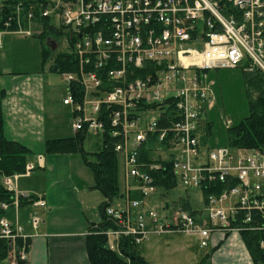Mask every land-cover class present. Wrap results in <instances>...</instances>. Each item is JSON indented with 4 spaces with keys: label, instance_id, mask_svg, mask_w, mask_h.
<instances>
[{
    "label": "built area",
    "instance_id": "built-area-1",
    "mask_svg": "<svg viewBox=\"0 0 264 264\" xmlns=\"http://www.w3.org/2000/svg\"><path fill=\"white\" fill-rule=\"evenodd\" d=\"M46 20L63 34L65 50L77 63L61 74L73 132L101 136L112 129L120 138L115 151L126 180H136L141 193L127 210L106 209L118 227L107 233L111 249L121 237L140 245L150 235L184 234L206 248L218 229L264 231V149L207 150L198 133L213 100L206 71L248 64V71L264 74V0H45L17 4L4 31L33 37L42 30L37 23ZM150 112L157 116L149 119ZM164 114L172 116L161 125ZM152 140L171 151L185 190L225 187L206 199L207 221L182 209L164 216L142 209L158 190L152 174L160 165L141 160ZM32 169L27 166L26 173ZM18 177H4L13 202L0 203V239L11 244L7 264L28 261L30 250L23 229L4 216L26 197L14 185Z\"/></svg>",
    "mask_w": 264,
    "mask_h": 264
},
{
    "label": "crops",
    "instance_id": "crops-1",
    "mask_svg": "<svg viewBox=\"0 0 264 264\" xmlns=\"http://www.w3.org/2000/svg\"><path fill=\"white\" fill-rule=\"evenodd\" d=\"M4 1L0 0V14ZM6 36L7 33L0 29V50L5 47L3 40ZM2 55L0 53V86L6 90L3 102L5 135L32 151L27 166L33 168L13 180L17 192L26 197L20 198L18 208L11 207L4 216L20 226L24 235L29 237V264H90L86 242L89 225L100 223V206L104 198L93 189V174L81 155L46 153L47 141L71 138L75 133H61L51 126L53 119L47 110L50 103L43 76L46 67H43L41 58L34 73H19L1 67L5 61ZM123 172L125 185L119 198H126L127 210L132 195L138 192V184L134 179L126 180L125 170ZM0 183L4 186V177ZM23 200H27L24 205L21 204ZM38 202H43V205ZM204 205L203 212L205 201ZM163 208L168 207L164 205ZM182 208L193 213L198 220H208L207 214L205 216L201 210L192 209L189 198ZM34 219L38 220L36 228ZM199 247L202 248L200 242ZM203 249H207V252L199 264L202 261L203 264H255L239 232L215 230L208 247Z\"/></svg>",
    "mask_w": 264,
    "mask_h": 264
},
{
    "label": "trees",
    "instance_id": "trees-1",
    "mask_svg": "<svg viewBox=\"0 0 264 264\" xmlns=\"http://www.w3.org/2000/svg\"><path fill=\"white\" fill-rule=\"evenodd\" d=\"M45 0H5L4 6L0 14V29H4V22L14 10L15 6L20 3L26 5L39 2L44 3ZM36 29H42L40 34L35 35L42 45V65L46 67L51 61L52 71L57 67V73L71 71L77 67L76 59L70 52H53L49 47L50 40H54L59 44L63 40V34L50 26L48 20L36 25ZM151 65H147L146 69ZM248 64H243L236 69H217L209 70L207 81L213 82L223 78L228 85L233 83L239 85L243 91L245 101L248 107V113L232 122L227 129L222 126H217L211 120L212 112L204 110L205 124L200 126L199 135L201 144L209 149L215 148L210 139L218 136L224 146L232 149H264V74L258 70L253 72L248 71ZM151 68V67H150ZM232 71L236 72L234 80H231ZM145 75V73L143 74ZM228 80V82H227ZM231 82V83H230ZM221 88V86L219 87ZM227 86L222 87L221 92H224ZM6 98V90L0 86V179L10 177L16 174H24L28 165V158L32 151L20 142L8 139L5 135V118L3 112V102ZM223 110L226 112V117L229 115L227 107ZM173 109V108H172ZM173 114V113H171ZM170 114V115H171ZM170 115L164 114V119L161 120V125L167 124L166 117ZM172 116V115H171ZM233 121V116L230 115ZM172 118V117H171ZM227 119V118H226ZM113 130L107 127L105 132L99 136L100 145L98 151L90 154L85 150L84 143L87 139V132L81 131L75 133L71 138L51 140L46 142V153L52 154H79L81 155L84 164L91 170L94 177L93 189L99 191L104 202L100 206L101 221L99 224H90L87 235V254L90 264H149L138 250V244L132 237H121L117 242V247L111 249L108 242L107 233L118 229L116 223L106 215V209L111 207L112 202L121 196L122 187L120 184V156L115 151V145L120 142V138L113 137ZM213 134V135H212ZM210 142V143H209ZM167 146V145H166ZM168 147V146H167ZM155 143L153 140L143 149L141 160L147 163H157L160 165V170L153 173L155 186L158 190L167 192L175 190L178 185V177L174 172V163L171 157L161 159L155 155ZM166 148V147H165ZM93 156V160L90 157ZM224 186H218L216 190L209 187H204L201 191L204 196V201L209 195L217 193L224 189ZM214 190V191H213ZM13 194L8 191L0 183V203L13 202ZM27 203L23 200L21 204ZM188 211V210H186ZM1 213V212H0ZM195 217L193 213H190ZM196 218V217H195ZM260 229V228H258ZM242 237L251 253L255 264H264V247L261 243L264 242V231L256 230L255 232H242ZM20 245V243H19ZM20 249V247H18ZM11 244L9 240L0 239V264H7L6 261L10 254ZM209 255L206 256L208 259ZM204 261L201 262L203 264ZM17 264H29L28 261L17 259Z\"/></svg>",
    "mask_w": 264,
    "mask_h": 264
},
{
    "label": "rangeland",
    "instance_id": "rangeland-1",
    "mask_svg": "<svg viewBox=\"0 0 264 264\" xmlns=\"http://www.w3.org/2000/svg\"><path fill=\"white\" fill-rule=\"evenodd\" d=\"M3 33H9L10 35L7 34L6 38L3 40V46L5 47L3 50H0V53H3L2 56H5L3 58L5 61L2 62L1 67H8L19 73H34L35 70L38 69L37 67H39V58H41L42 62V45L40 40L34 36L25 37L24 35L13 34L9 31H4ZM8 38L9 41H7ZM65 49V44L62 41H59V46L56 47V51L59 50V52H64ZM53 61L46 66L43 74L46 83L45 87L48 91V102L50 103L47 110L52 114L51 118L53 119L51 126L55 127L54 129L56 130L59 129L58 131H61V133H73L71 127L73 121L72 113L63 105L66 84L62 79V75L52 71L50 68ZM236 74V72L232 71L230 75L231 80H234V77H238ZM224 83H226V81L223 78H221L219 82L217 80L209 82L213 100L209 103L210 105L205 108L209 111L212 110L210 114L211 120H213L218 127L222 126V128L227 129L232 122H236L248 113V107L241 87L235 83L231 85H228L229 83ZM220 86L221 88H219ZM225 86H227V88L223 90L224 92H221L222 87ZM223 102L224 107H227V110L229 111L227 117L226 112L222 108ZM203 115L200 120V126H204L205 124V117ZM230 115L233 116V121L231 120ZM156 116L157 114L155 112H150L147 115L149 119ZM228 117H230V120H228ZM210 140L214 141L213 146H224L220 139H218V136L212 137ZM99 142V136L91 132L87 133V139L85 142L86 151L91 153L96 152L98 149L97 144ZM170 152L171 151H168L163 147H156L154 153H156V157L167 159ZM90 159L93 160V156H91ZM123 170V159L120 156V184L122 190L125 185ZM134 198L142 199L139 189L137 193L132 195L131 199L134 200ZM188 198L192 209L201 210L203 212L205 205L202 193L196 190H185L180 183L175 190L170 192L157 190L154 195L147 198L145 206L142 209L158 211L161 216H164L165 212H168L166 210H173V208L184 210L182 207L183 204H186V199ZM164 205H167L168 208H163ZM111 206L113 208L118 207L117 209L125 210L127 208L126 198H116L114 204ZM203 214L206 216V210ZM138 250L140 254L144 255L152 264H199L202 257L207 252V249L199 247L197 238L184 234H176L166 237L150 235L138 246Z\"/></svg>",
    "mask_w": 264,
    "mask_h": 264
},
{
    "label": "water",
    "instance_id": "water-1",
    "mask_svg": "<svg viewBox=\"0 0 264 264\" xmlns=\"http://www.w3.org/2000/svg\"><path fill=\"white\" fill-rule=\"evenodd\" d=\"M49 47L52 49V51H55L56 50V47H57V44L54 42V41H50L49 43ZM57 71V67L54 68V72ZM228 120H230V117H228Z\"/></svg>",
    "mask_w": 264,
    "mask_h": 264
}]
</instances>
